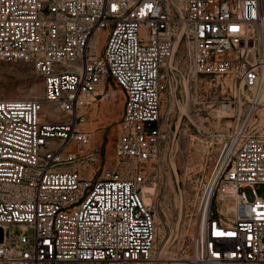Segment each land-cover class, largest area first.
Here are the masks:
<instances>
[{
	"label": "built area",
	"instance_id": "obj_1",
	"mask_svg": "<svg viewBox=\"0 0 264 264\" xmlns=\"http://www.w3.org/2000/svg\"><path fill=\"white\" fill-rule=\"evenodd\" d=\"M179 49L189 74L225 88L233 121L198 231L163 241L144 185L173 136L162 95ZM0 59L32 63L44 83L40 98H0V264H264V0H0ZM112 84L115 159L94 182L71 166L91 151L64 148L90 146L85 109ZM46 103L67 119H42Z\"/></svg>",
	"mask_w": 264,
	"mask_h": 264
},
{
	"label": "rangeland",
	"instance_id": "obj_2",
	"mask_svg": "<svg viewBox=\"0 0 264 264\" xmlns=\"http://www.w3.org/2000/svg\"><path fill=\"white\" fill-rule=\"evenodd\" d=\"M107 32L102 30L94 35L93 41L100 49L105 44ZM185 68L186 62L179 49L172 64L168 65L170 87L162 95L163 114L170 117L173 136L163 151V162L148 165L153 185L145 194L154 206L159 236L163 241H177L198 231L207 182L219 152L218 134L229 131L233 121L232 112H225L220 107L225 88L208 76H193ZM111 88L108 87L111 90L104 100L85 109L88 117L82 127L92 132V142L83 147V151H91V155L71 164L82 176L94 182L111 168L115 159L123 93L114 84ZM43 90V76L32 63L0 59V98H40ZM45 105L46 120L57 123L67 119L66 114L53 104ZM262 116L259 113L258 121ZM80 147L72 141L64 151L74 150L80 156L83 154H80ZM256 192L264 197V183L256 185ZM248 194L251 196L250 190Z\"/></svg>",
	"mask_w": 264,
	"mask_h": 264
},
{
	"label": "bare ground",
	"instance_id": "obj_3",
	"mask_svg": "<svg viewBox=\"0 0 264 264\" xmlns=\"http://www.w3.org/2000/svg\"><path fill=\"white\" fill-rule=\"evenodd\" d=\"M263 68H264V65H263ZM254 93H255V96H256V99H257L258 103L261 105L260 113L263 115L262 116V121L264 123V107L262 108V106H264V75H263V78L261 80V83L256 88H254ZM57 110H58V108H57ZM45 111H47V106L46 105L44 106L43 111H42V116H41L42 119H45L44 118ZM83 149L84 148H81V151H83ZM152 185H153V183L144 185V192H146V194L152 190L151 189ZM234 191H235L234 188L229 186L228 192L229 193H233ZM146 194H144V198H145L147 203H150L149 202L150 198H148L146 196Z\"/></svg>",
	"mask_w": 264,
	"mask_h": 264
},
{
	"label": "water",
	"instance_id": "obj_4",
	"mask_svg": "<svg viewBox=\"0 0 264 264\" xmlns=\"http://www.w3.org/2000/svg\"><path fill=\"white\" fill-rule=\"evenodd\" d=\"M3 240V229L0 227V242Z\"/></svg>",
	"mask_w": 264,
	"mask_h": 264
},
{
	"label": "crops",
	"instance_id": "obj_5",
	"mask_svg": "<svg viewBox=\"0 0 264 264\" xmlns=\"http://www.w3.org/2000/svg\"><path fill=\"white\" fill-rule=\"evenodd\" d=\"M111 89H112V88H111ZM111 89H110V90H111ZM110 90H109V91H110ZM121 92H122V91H121ZM122 96H123V94H122ZM121 100H122V109H123V98H122Z\"/></svg>",
	"mask_w": 264,
	"mask_h": 264
}]
</instances>
